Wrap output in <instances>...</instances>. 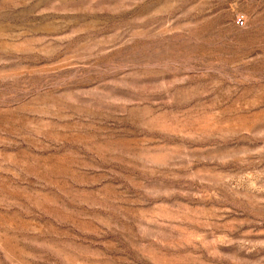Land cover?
<instances>
[{
  "label": "rangeland",
  "instance_id": "rangeland-1",
  "mask_svg": "<svg viewBox=\"0 0 264 264\" xmlns=\"http://www.w3.org/2000/svg\"><path fill=\"white\" fill-rule=\"evenodd\" d=\"M0 264H264V0H0Z\"/></svg>",
  "mask_w": 264,
  "mask_h": 264
},
{
  "label": "built area",
  "instance_id": "built-area-1",
  "mask_svg": "<svg viewBox=\"0 0 264 264\" xmlns=\"http://www.w3.org/2000/svg\"><path fill=\"white\" fill-rule=\"evenodd\" d=\"M244 23H245V19L243 16H237L235 18V24L238 26V27H243L244 26Z\"/></svg>",
  "mask_w": 264,
  "mask_h": 264
}]
</instances>
